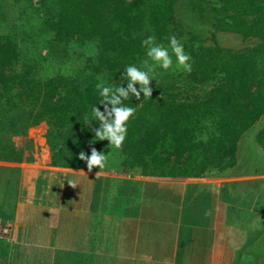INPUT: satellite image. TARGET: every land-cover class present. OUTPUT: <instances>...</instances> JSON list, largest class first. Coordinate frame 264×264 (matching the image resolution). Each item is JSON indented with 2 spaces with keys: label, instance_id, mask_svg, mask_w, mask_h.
<instances>
[{
  "label": "trees",
  "instance_id": "1",
  "mask_svg": "<svg viewBox=\"0 0 264 264\" xmlns=\"http://www.w3.org/2000/svg\"><path fill=\"white\" fill-rule=\"evenodd\" d=\"M31 1L0 0V19L10 13L7 3L12 9ZM46 1L54 10L41 20L42 36L49 37L45 42L52 54L65 59L73 47L82 56L83 72L40 78L36 60H21L18 42L0 32V160H20L25 148L16 147L12 137L40 125L46 129L51 163L61 167L87 169L79 153L90 156L93 147L108 157L106 167L96 171L116 169L111 160L115 153L120 155L118 166L153 176H200L210 166L222 169L235 163L239 138L264 114V0H215L214 32L258 39L241 50L204 46L186 33L175 17L178 0ZM148 36L160 45H169L175 36L191 58V72H181L188 84H213L204 98L194 101L181 100L165 83L151 82L152 97L130 95L123 104L136 112L117 150L94 136L99 122L92 121V108L104 111L96 84L102 80L106 86L126 88L121 77L146 55L142 41ZM255 141L264 149V126Z\"/></svg>",
  "mask_w": 264,
  "mask_h": 264
},
{
  "label": "crops",
  "instance_id": "2",
  "mask_svg": "<svg viewBox=\"0 0 264 264\" xmlns=\"http://www.w3.org/2000/svg\"><path fill=\"white\" fill-rule=\"evenodd\" d=\"M258 121L239 138L232 166H210L200 176L56 166L46 129L31 126L18 139L21 159L0 160L1 263H260L264 149L255 134L263 126L252 130Z\"/></svg>",
  "mask_w": 264,
  "mask_h": 264
},
{
  "label": "rangeland",
  "instance_id": "3",
  "mask_svg": "<svg viewBox=\"0 0 264 264\" xmlns=\"http://www.w3.org/2000/svg\"><path fill=\"white\" fill-rule=\"evenodd\" d=\"M217 7L218 3L215 0H178L175 7V17L183 25L184 31L197 36L199 42L204 46H213L216 43L222 47L241 50L255 46L259 42L257 38L253 37L242 38V36L235 33L214 32L213 18L216 15L215 10ZM7 9H10V13L8 15L5 13L0 19V32L11 34L15 38L20 48L21 60L30 63L36 60L34 68L36 76L42 78L44 76L60 74L75 77L83 72L82 56H79L80 53L78 51H73L74 48L71 47L69 50L70 56L67 59L59 56L57 52L52 54L51 49L45 42V39L49 38L48 35L42 36L41 20L46 16L45 14L48 11L54 10L52 4L46 0H32L29 4L21 2L12 9L7 3ZM212 34L214 39L211 37ZM38 44L40 47L37 49L36 46ZM163 46L168 48L171 54L169 45L163 44ZM145 59H147L146 55L138 61L136 66L141 67L142 61ZM172 59L173 67L167 71L160 67L156 68L153 73V84L162 85V83H165L171 87L173 92L178 93V98L181 100L194 101L204 98L213 83L188 84V79L181 73L183 70L176 69L177 60L174 55H172ZM157 95L160 96L159 93ZM260 126H264V114L252 130L255 131ZM20 137L22 136L17 135L12 137V142H14L16 147L23 145L18 140ZM43 138L49 146L46 131L44 132ZM28 144L29 147H32L31 141L28 140ZM119 158L120 155L117 153L111 156V160L117 164V167ZM255 159L258 161V156ZM256 179L260 178L256 177ZM3 260L0 259V264H2L1 261ZM263 261L264 259H261L258 262L261 263ZM255 264L258 263L256 262Z\"/></svg>",
  "mask_w": 264,
  "mask_h": 264
},
{
  "label": "clouds",
  "instance_id": "4",
  "mask_svg": "<svg viewBox=\"0 0 264 264\" xmlns=\"http://www.w3.org/2000/svg\"><path fill=\"white\" fill-rule=\"evenodd\" d=\"M142 45L147 49V59L142 61L141 67L129 65L126 67L125 74L121 77L127 81V87L106 86L101 80L96 84V89L101 96L100 104L103 105L104 111L97 106L92 108V121L99 122V128L93 129L96 140H108L110 145L115 149H122L127 136L126 124L135 114L136 109L125 106L123 101L127 100L130 95L137 100L141 98L152 97L153 89L150 87L153 80V73L157 67L168 70L173 67L172 55L176 57V69H182L185 72H191L192 65L189 62L190 56L185 53L183 44L175 36L170 37L168 48L156 43L155 36H148L142 41ZM139 85V90L137 89ZM87 120L88 118L85 117ZM91 121V122H92ZM90 122V124H91ZM79 159L86 162L87 169L91 172L94 168L102 170L106 167L108 157L105 153L97 151L95 147L91 149V155L81 151ZM100 174L97 173V176ZM69 184L75 188L76 183L68 180ZM205 215H211L206 212Z\"/></svg>",
  "mask_w": 264,
  "mask_h": 264
},
{
  "label": "built area",
  "instance_id": "5",
  "mask_svg": "<svg viewBox=\"0 0 264 264\" xmlns=\"http://www.w3.org/2000/svg\"><path fill=\"white\" fill-rule=\"evenodd\" d=\"M3 231H5V229L3 228Z\"/></svg>",
  "mask_w": 264,
  "mask_h": 264
}]
</instances>
